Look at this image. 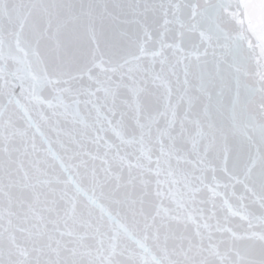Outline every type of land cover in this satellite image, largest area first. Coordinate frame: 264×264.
<instances>
[{
  "label": "snow or ice",
  "instance_id": "snow-or-ice-1",
  "mask_svg": "<svg viewBox=\"0 0 264 264\" xmlns=\"http://www.w3.org/2000/svg\"><path fill=\"white\" fill-rule=\"evenodd\" d=\"M0 264H264V0H0Z\"/></svg>",
  "mask_w": 264,
  "mask_h": 264
}]
</instances>
